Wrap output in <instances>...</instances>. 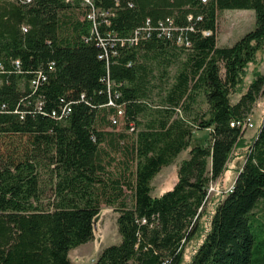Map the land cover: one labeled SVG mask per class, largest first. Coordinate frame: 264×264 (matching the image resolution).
<instances>
[{"label":"trees","instance_id":"1","mask_svg":"<svg viewBox=\"0 0 264 264\" xmlns=\"http://www.w3.org/2000/svg\"><path fill=\"white\" fill-rule=\"evenodd\" d=\"M99 4L114 11L102 30L126 34L147 17H170L193 26L186 32L191 46L152 36L118 47L107 63L99 46L83 41L89 23L76 6L0 0V104H6L0 112V264H74L69 251L93 238L102 203L117 212L120 241L103 247L91 264H185L191 244L187 264H264V112L250 140L230 125L264 97L258 70L243 89L248 68L264 52V0ZM226 9H252L255 27L233 45L218 46V12ZM40 68L47 79L29 95L28 80ZM107 76L121 91L115 101L124 106L125 132L104 128L113 113L105 105ZM154 88L164 93L156 106L147 101ZM200 95L206 108L189 115ZM38 96L41 109L35 108ZM64 103L70 113L55 120L50 111ZM129 123L132 132L142 126L131 140L125 139ZM196 130L205 134L197 137ZM108 148L129 154L118 173L107 169ZM183 150L189 155L177 165L172 188L152 195L155 175ZM238 155L233 187L219 194L206 220L209 183Z\"/></svg>","mask_w":264,"mask_h":264},{"label":"rangeland","instance_id":"2","mask_svg":"<svg viewBox=\"0 0 264 264\" xmlns=\"http://www.w3.org/2000/svg\"><path fill=\"white\" fill-rule=\"evenodd\" d=\"M75 15L78 14V11L75 10ZM218 29L216 32L217 44L218 46H231L233 45L240 37H242L246 32L252 30L255 27V13L252 9H226L218 12ZM185 50V49H184ZM181 52L180 59L184 58L185 53ZM176 65L174 64L170 67L169 72L170 76H173L176 72ZM248 74L245 77V83L243 89L247 87L249 81L253 78V73L255 70H258L260 73H264V52L261 55L260 61L253 63L248 68ZM172 79H170L171 81ZM162 90L159 88H154L151 96L147 99L149 105L156 106L161 104V96H163ZM239 94L232 95L231 100L235 102L239 98ZM206 102L204 97L200 95L197 98L196 103L193 104L189 115L193 114L199 109H205ZM180 113L179 111H177ZM264 112V97L258 96L256 102L252 105L251 110L247 112L250 116L251 121L254 125L251 129H246L244 131V138L250 140L256 133L259 128L262 116ZM138 120L143 122L145 120V115H140L137 117ZM142 126L136 125V131L139 130ZM104 128L110 131L116 132H125L126 127L124 123H121L117 127H110L106 124ZM135 131V132H136ZM135 132L127 133L128 136L125 139L131 140L135 136ZM205 134V130L195 131L197 137H201ZM110 152V156H104L105 161H110V164L107 166V169L112 173H118L119 170L125 168L124 161L127 160L128 153H123L121 150L107 149ZM127 154V155H126ZM188 151H181L174 161L168 166L163 167L153 178L152 180V195L157 196L165 191L172 188L174 183L177 180V165L183 159L188 157ZM110 158H113L111 160ZM242 162V156L238 155L234 157L230 163L228 169L224 172L222 177L217 181H212L209 183V197L206 202V220L208 219V214L213 210V206L219 197V194H224L229 191L230 187L233 185V181L237 175L236 167L239 163ZM132 168V167H130ZM211 188V189H210ZM126 203L128 206L132 205V199L130 197V192L126 189L125 191ZM101 210L95 218V229L94 235L91 240L86 243L80 244L75 248H72L69 251V257L75 264H91L93 260L96 259L97 255L101 249L105 246L116 244L120 241V234L118 232L116 217L117 212L114 211L112 206L106 205L104 203L100 206ZM194 245H187L185 247L186 263L189 261L191 254L194 250Z\"/></svg>","mask_w":264,"mask_h":264},{"label":"built area","instance_id":"3","mask_svg":"<svg viewBox=\"0 0 264 264\" xmlns=\"http://www.w3.org/2000/svg\"><path fill=\"white\" fill-rule=\"evenodd\" d=\"M22 3L29 4L32 0H18ZM69 3L80 11L79 18L81 20H86L89 23L88 34L82 35L84 42H94L97 46L101 48V52L98 57L100 59H105L109 62L110 56H116L118 54V47H132L137 46L142 40L149 39L152 36L157 38H163L169 40L176 46L190 48L191 41L187 37L186 32L193 30V26H179L176 25L172 18L165 17L157 19L153 22L149 17H147L142 24L132 28L126 34H120L115 30L100 29L101 25L109 27L111 24V16L114 15L112 8H105L99 3L101 0H63ZM118 4L119 0H114ZM209 0H200L201 3H207ZM192 16H188V20H191ZM200 19L201 16H198ZM21 29L23 32L27 31V26L22 25ZM204 35H209L211 32L209 30H204L202 32ZM12 64L16 69L20 68V62L18 59L11 60ZM48 68L52 70L54 68V63L51 61L48 64ZM5 73L4 64L0 61V84L2 83L1 75ZM47 79V75L43 69H37V71L28 80V86L30 93L33 95L38 90L39 86ZM106 90L108 94V100L105 103L106 106L113 108V113L109 115L110 127H117L125 120V110L122 104L116 103V99L121 96V91L117 89L115 83L107 76L104 79ZM43 100L41 97L36 98L35 108L41 109ZM6 104H0V112L6 111ZM70 113L69 103H64L60 105L59 109H52L50 115L55 120H63ZM23 117V113H21ZM230 125L232 127H238L241 131L246 129H251L254 127L251 118L248 114L243 115L237 119H234ZM134 130V124L129 123L127 128L128 132ZM233 186L230 187L231 190ZM211 189V188H210ZM209 193V188H208ZM94 261V260H93ZM92 261V263H93Z\"/></svg>","mask_w":264,"mask_h":264},{"label":"crops","instance_id":"4","mask_svg":"<svg viewBox=\"0 0 264 264\" xmlns=\"http://www.w3.org/2000/svg\"><path fill=\"white\" fill-rule=\"evenodd\" d=\"M242 10H246V9H242ZM218 19H219V17H218ZM217 29H218V21H217ZM217 29H216V32H217ZM217 36H216V44H217ZM218 45V44H217ZM70 258V257H69ZM72 261V260H71ZM73 262V261H72ZM75 264V263H74Z\"/></svg>","mask_w":264,"mask_h":264}]
</instances>
